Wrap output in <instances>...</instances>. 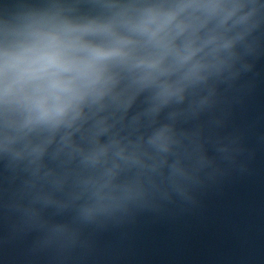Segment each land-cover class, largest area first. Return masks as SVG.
<instances>
[{
    "label": "water",
    "instance_id": "obj_1",
    "mask_svg": "<svg viewBox=\"0 0 264 264\" xmlns=\"http://www.w3.org/2000/svg\"><path fill=\"white\" fill-rule=\"evenodd\" d=\"M30 24L130 43L75 119L0 106V264H264V0H0V49Z\"/></svg>",
    "mask_w": 264,
    "mask_h": 264
},
{
    "label": "clouds",
    "instance_id": "obj_2",
    "mask_svg": "<svg viewBox=\"0 0 264 264\" xmlns=\"http://www.w3.org/2000/svg\"><path fill=\"white\" fill-rule=\"evenodd\" d=\"M168 23L149 16L134 30L167 48L168 41L161 33ZM89 32L113 35L106 26L45 29L28 25L23 39L0 49V106L22 112L25 126H56L75 119L89 97L102 94L107 83L105 62L126 56L124 48L130 43L115 38L111 46L94 45L83 40Z\"/></svg>",
    "mask_w": 264,
    "mask_h": 264
}]
</instances>
